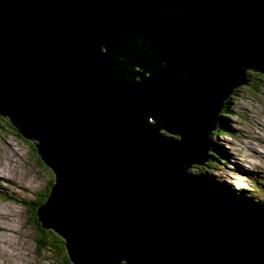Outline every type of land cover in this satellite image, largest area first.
Instances as JSON below:
<instances>
[{"label":"water","instance_id":"1","mask_svg":"<svg viewBox=\"0 0 264 264\" xmlns=\"http://www.w3.org/2000/svg\"><path fill=\"white\" fill-rule=\"evenodd\" d=\"M247 69L264 0H0V115L54 174L37 220L73 264H264L260 210L186 171Z\"/></svg>","mask_w":264,"mask_h":264},{"label":"rangeland","instance_id":"2","mask_svg":"<svg viewBox=\"0 0 264 264\" xmlns=\"http://www.w3.org/2000/svg\"><path fill=\"white\" fill-rule=\"evenodd\" d=\"M258 73L255 72L254 78L246 77L244 84L232 90L226 98L231 114L225 116V128H219L218 124L211 132L213 147L215 145L227 161L210 163L211 159H207L199 166L189 164L187 171L197 175L206 169L222 190L233 196L242 195L243 200L255 205L260 203L264 214V197L258 186L252 185L256 181L264 189V159L255 154L264 157V76ZM16 130L14 125L0 122V207L7 209L0 208V226L8 227L5 231L0 228V264H73L61 262L57 255L56 259L49 252H35L36 239L42 231L38 220L34 219L36 209L44 201L40 194L54 182L53 174L38 157L36 140L25 138ZM233 162L237 163L235 167ZM45 230L48 236L54 232Z\"/></svg>","mask_w":264,"mask_h":264},{"label":"trees","instance_id":"3","mask_svg":"<svg viewBox=\"0 0 264 264\" xmlns=\"http://www.w3.org/2000/svg\"><path fill=\"white\" fill-rule=\"evenodd\" d=\"M245 73H246V77H249V78H254L255 75H256L253 70H251V72L245 70ZM224 104H225L224 108H222L220 114H218L219 121L216 123V125H218V124L220 125L219 128H223V126H226V124H225L226 117H228L229 114H231V112L229 111L228 102L225 101ZM0 116H1L0 117V122L2 124L13 126V124L9 120V118H7L6 116H2V115H0ZM221 122H223V123L221 124ZM210 135H211V133L208 134V139L211 142ZM219 151L220 150L218 148H215V145L213 147L212 143H211V145H209V150L207 152V155L209 156V159H211V161L209 160L210 163H217V162L219 163V162H226L227 161V159L221 157V154H220ZM202 172H203L204 176L210 178V175L208 174L206 169L205 170L203 169ZM53 180H54V176H53ZM215 182L217 183L216 180H215ZM252 184L256 186L255 182L252 183ZM50 186H51V184L47 187V189L44 192V194H40V195H42L41 199H44L43 202H45V200H47V196H49V194H50ZM260 189H261V186H260ZM262 190H264V189L262 188ZM239 196H242V195H239ZM251 204H253L254 208H259V207L261 208V206H262L260 203H258L257 205H255L254 203H251ZM32 214H33V212H32ZM36 217H37V214H36ZM34 219L37 220V218H34ZM39 226L41 227L42 231H41V236H39L36 239V247H35L36 251L35 252L36 253H40L41 251L44 252V253L49 252V253L53 254L54 257H56V259H57V256H58V258L60 259L61 262H63V263L69 262L70 260L68 259L66 248L64 246L65 240L62 237H60L55 231L53 232V234H51V236H48L49 232H47L44 228H42L41 224H39ZM56 236H59L60 239L57 238ZM54 238L57 241L56 245H55ZM58 250H60L59 251L60 253L57 252Z\"/></svg>","mask_w":264,"mask_h":264},{"label":"bare ground","instance_id":"4","mask_svg":"<svg viewBox=\"0 0 264 264\" xmlns=\"http://www.w3.org/2000/svg\"><path fill=\"white\" fill-rule=\"evenodd\" d=\"M173 135H175V134H173ZM255 154L257 155H259L261 158H263L264 159V157L263 156H261L259 153H257V152H255ZM193 164V163H192ZM234 167L237 165V163H235V162H233V164H232ZM240 169V168H239ZM243 169V168H242ZM210 180H211V178H210ZM212 181V183H213V185L217 188V189H219V191L220 192H223V190L218 186V184L215 182V179L213 178V180H211ZM217 181V180H216ZM220 183V182H219ZM221 184V183H220ZM257 187V186H256ZM261 189H262V187H261ZM261 189H260V193L262 194V196L264 197V193L261 191ZM240 192H242V191H240ZM0 208H3L5 211H7V209L6 208H4V207H0ZM262 215H263V217H264V214H263V212H262ZM7 219H6V223H8L9 222V218H8V215H6L5 216ZM2 218V220H4V217H1ZM14 221V220H13ZM4 222V221H3ZM0 228H2L1 230H8V227H1L0 226ZM12 229V228H11ZM10 231V230H9ZM10 243V242H9ZM11 246H12V244H11ZM9 254V253H8ZM19 255V254H18ZM1 256V255H0ZM1 259H3V258H1ZM17 260V259H16ZM18 260H22L21 258H19L18 257ZM8 263V262H7ZM19 263V262H18ZM17 264V263H16Z\"/></svg>","mask_w":264,"mask_h":264},{"label":"clouds","instance_id":"5","mask_svg":"<svg viewBox=\"0 0 264 264\" xmlns=\"http://www.w3.org/2000/svg\"><path fill=\"white\" fill-rule=\"evenodd\" d=\"M247 80V79H246ZM226 101V100H225ZM224 101V102H225ZM227 102V101H226ZM224 103H223V106L221 107V110H222V108H224ZM221 110H220V112H221ZM220 112H219V114H220ZM219 118V117H218ZM17 131V130H16ZM213 131V130H212ZM211 131V132H212ZM18 132V131H17ZM162 133H164V134H166V135H168V136H171V137H173L174 139H177V137H174V136H172L173 134H169V133H167V132H164V131H161ZM229 132H232V131H229ZM20 135V134H19ZM22 136V135H21ZM36 153H37V151H36ZM38 155V154H37ZM39 157V156H38ZM209 159V158H208ZM202 165V164H201ZM199 166V165H198ZM186 171H187V169H186ZM51 172H52V170H51ZM188 172V171H187ZM188 173H190V172H188ZM52 174H53V172H52ZM200 174H202V175H204L203 173H200ZM53 176H54V174H53ZM208 178V177H207ZM209 180H210V178H208ZM54 181V180H53ZM211 181V180H210ZM212 182V181H211ZM50 184H51V186L54 184V182H50ZM50 186V187H51ZM255 186V185H254ZM257 186V185H256ZM227 194H230V193H227ZM232 197H234V198H236V199H238V200H241L242 202H244V203H246V204H248L249 205V203H252V202H248V201H245V200H243V198H239V196H233L232 194H230ZM48 197V196H47ZM238 197V198H237ZM41 205V204H40ZM250 206V205H249ZM39 224H40V222H39ZM35 251H36V249H35ZM69 259V258H68Z\"/></svg>","mask_w":264,"mask_h":264},{"label":"flooded vegetation","instance_id":"6","mask_svg":"<svg viewBox=\"0 0 264 264\" xmlns=\"http://www.w3.org/2000/svg\"><path fill=\"white\" fill-rule=\"evenodd\" d=\"M38 226H39V224H38Z\"/></svg>","mask_w":264,"mask_h":264}]
</instances>
